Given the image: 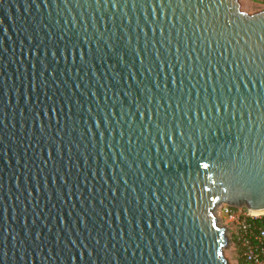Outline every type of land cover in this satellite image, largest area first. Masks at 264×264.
Wrapping results in <instances>:
<instances>
[{"label": "water", "instance_id": "obj_1", "mask_svg": "<svg viewBox=\"0 0 264 264\" xmlns=\"http://www.w3.org/2000/svg\"><path fill=\"white\" fill-rule=\"evenodd\" d=\"M264 212V10L0 0V264H233Z\"/></svg>", "mask_w": 264, "mask_h": 264}, {"label": "built area", "instance_id": "obj_2", "mask_svg": "<svg viewBox=\"0 0 264 264\" xmlns=\"http://www.w3.org/2000/svg\"><path fill=\"white\" fill-rule=\"evenodd\" d=\"M220 225L229 229L237 255L236 264H264V212L221 204L215 212Z\"/></svg>", "mask_w": 264, "mask_h": 264}, {"label": "rangeland", "instance_id": "obj_3", "mask_svg": "<svg viewBox=\"0 0 264 264\" xmlns=\"http://www.w3.org/2000/svg\"><path fill=\"white\" fill-rule=\"evenodd\" d=\"M241 9L250 14L264 10V0H240ZM225 255L231 263L236 264L237 255L231 242L229 248L225 249Z\"/></svg>", "mask_w": 264, "mask_h": 264}]
</instances>
